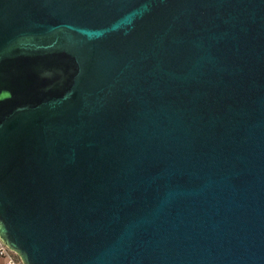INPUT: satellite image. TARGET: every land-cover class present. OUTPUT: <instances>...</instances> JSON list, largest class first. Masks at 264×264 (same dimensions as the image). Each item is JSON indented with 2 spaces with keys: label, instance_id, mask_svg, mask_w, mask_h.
I'll return each instance as SVG.
<instances>
[{
  "label": "water",
  "instance_id": "1",
  "mask_svg": "<svg viewBox=\"0 0 264 264\" xmlns=\"http://www.w3.org/2000/svg\"><path fill=\"white\" fill-rule=\"evenodd\" d=\"M0 241L264 264V0H0Z\"/></svg>",
  "mask_w": 264,
  "mask_h": 264
},
{
  "label": "built area",
  "instance_id": "2",
  "mask_svg": "<svg viewBox=\"0 0 264 264\" xmlns=\"http://www.w3.org/2000/svg\"><path fill=\"white\" fill-rule=\"evenodd\" d=\"M0 257L5 261L4 264H23L20 256L14 252L9 251L8 246L4 242L0 241Z\"/></svg>",
  "mask_w": 264,
  "mask_h": 264
},
{
  "label": "crops",
  "instance_id": "3",
  "mask_svg": "<svg viewBox=\"0 0 264 264\" xmlns=\"http://www.w3.org/2000/svg\"><path fill=\"white\" fill-rule=\"evenodd\" d=\"M4 263H5L4 259L0 257V264H4Z\"/></svg>",
  "mask_w": 264,
  "mask_h": 264
}]
</instances>
